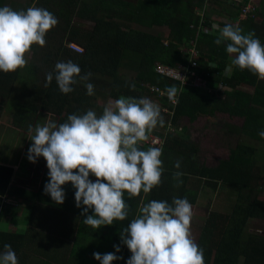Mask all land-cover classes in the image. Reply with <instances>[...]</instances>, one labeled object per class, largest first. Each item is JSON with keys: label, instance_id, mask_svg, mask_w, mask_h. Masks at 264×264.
<instances>
[{"label": "trees", "instance_id": "trees-1", "mask_svg": "<svg viewBox=\"0 0 264 264\" xmlns=\"http://www.w3.org/2000/svg\"><path fill=\"white\" fill-rule=\"evenodd\" d=\"M10 1L14 0H0V7ZM247 1L242 0V4ZM208 2L217 6L220 14L227 12L231 23L238 24L245 34L254 31L264 44V8L260 13L258 9L252 18L239 20V7L220 0ZM205 4L206 0H37L36 7L47 9L56 16L60 23L56 25L57 31L63 35L56 39L52 28L45 37L46 45L32 46L31 63L14 72L0 71V87L8 89L18 84L31 96L19 106L24 112L19 109L14 114V123L21 121L23 124L29 120L25 123L29 126L33 116L47 114L55 117L59 124L69 115L83 114L88 109L102 114L104 106L96 102L97 98L105 101L108 98H140L148 94L161 103V110H171L170 114L161 112L164 125L150 133L162 138L164 173L161 184L148 194L141 192L139 196L129 198L125 192V200L130 206L127 219L94 229L84 224L83 206H76L75 192L65 197L63 204L52 207L44 192L45 181L50 179L46 159L38 179L30 186L14 187V169L0 165V203L4 194L15 189L26 201V205H22L28 215L23 219L27 222L25 231H0V252L4 251L5 244L11 245L19 264H73L77 259L79 263L74 264H101L94 258L95 252L102 255L115 253L123 259L112 264H127L132 253L123 244L120 233L142 204L151 200L171 203L173 197H186L193 213L203 185L215 189L220 184L236 188L237 195L229 213H211L202 229L198 245L204 251L205 264H264V236L248 231L249 220H264V189L261 188L264 173L258 164L264 159V150L259 151L246 141H236L229 147L227 141L224 157L213 165L200 159V147L187 134L189 125L200 119L216 118L219 114L240 121L237 125L226 124L233 141L239 135L264 140L259 135L264 131V80L231 63L233 57L226 51L228 42L214 43L219 31H197L200 18L207 26L213 22L207 15L200 16L202 12L199 11ZM11 7L20 10L14 5ZM74 19L87 20L92 23L91 29L72 25ZM140 27L164 28L166 33L162 38ZM63 36H68V43L78 45L83 52L72 51L68 44L64 46ZM193 43L199 52L195 60L197 66L193 69L204 76L209 74V84L214 92L203 93L192 87L178 91L177 82L154 71L156 62L171 66L189 64L191 59L186 49ZM68 60L80 66L81 76L92 75L87 81L76 77L74 91L64 94L55 78L48 84L46 76L49 72L54 73L57 62ZM128 72L135 76L126 78ZM87 83L94 85L92 96L87 95ZM173 85L179 92L174 107L149 90L156 87L167 93L166 89ZM220 87L228 90L219 91ZM3 109L0 104V111ZM169 120L180 129L164 132ZM150 146L141 144L144 150ZM177 161L180 162L179 169L175 167ZM22 172L27 174L25 164H22ZM176 172L182 174L179 179L174 177ZM90 179L95 181L96 177L90 175ZM91 214L92 209L88 212ZM115 245L120 246V252H116Z\"/></svg>", "mask_w": 264, "mask_h": 264}, {"label": "clouds", "instance_id": "clouds-1", "mask_svg": "<svg viewBox=\"0 0 264 264\" xmlns=\"http://www.w3.org/2000/svg\"><path fill=\"white\" fill-rule=\"evenodd\" d=\"M57 24L56 16L41 7H0V71L14 72L26 67L32 46H44L47 33ZM213 29L219 31L214 43L228 42L226 51L233 57L231 63L264 80V44L255 32L245 34L238 24H225L222 28L214 24ZM54 73L49 72L46 81L51 84L55 78L64 94L74 91L76 77L87 81L92 75L81 76L80 66L72 60L57 62ZM85 87L87 95L95 94L92 83ZM166 91L175 102L177 88L173 85ZM164 123L160 106L150 98L120 97L109 102L100 115L88 109L83 114L69 115L63 123L48 120L34 128L29 125V139L34 143L29 147L28 159L33 163L41 156L46 159L50 179L44 192L57 204L65 201L62 186L71 182L77 189L76 206H83L84 224L99 229L128 218L130 206L125 192L129 198L136 197L161 184L163 149L150 146L144 150L141 144ZM259 135L264 138V131ZM175 167L180 168L179 161ZM181 175L176 172L174 177L179 179ZM90 209L93 214L88 215ZM192 215V205L186 197H173L171 203L151 200L142 204L120 233L132 253L127 264H205L204 251L192 236ZM114 247L116 252L121 251L119 245ZM93 256L101 264L123 259L115 253L95 252ZM0 264H19L11 245H4Z\"/></svg>", "mask_w": 264, "mask_h": 264}, {"label": "rangeland", "instance_id": "rangeland-1", "mask_svg": "<svg viewBox=\"0 0 264 264\" xmlns=\"http://www.w3.org/2000/svg\"><path fill=\"white\" fill-rule=\"evenodd\" d=\"M17 6H18V4H17ZM72 25L80 27L84 30H90L92 27V23H87V22H84L82 20H77V19H74L72 21ZM53 29H54V33H55L54 36L56 37V39L58 38V40H59V37H61V35H63L62 32L57 31L58 30L57 26L53 27ZM139 29H142V30L147 31L149 33L159 34L162 36V38L165 36V33H166L164 28L146 29V28L140 27ZM62 41H63L64 46H66L68 44V42H70L68 39V36H63ZM46 44H47V42H46ZM28 57H29L28 63H31V61H32V53L31 52L28 54ZM133 76H135L133 73L130 74L128 72L126 74V78H129V79H132ZM145 97L150 98L154 103H157L161 107V103L158 100H156L153 96L150 97L147 94ZM114 101L115 100L110 99V98H108L105 101H103L101 98H97L96 102H98V104L103 105L105 107L109 102L114 103ZM10 107L13 110L20 109V107H17L14 104L10 105ZM161 112H162V110H161ZM7 114H10L9 110H8ZM36 119H37V121H36ZM48 120L55 121V117H53V116H51V117L50 116L40 117V115L37 117V115H36L34 118V121H33V123L35 122L34 127L37 124L43 125ZM227 123L237 125V124H240V121L237 119H234V118L232 119V118H229L227 116L218 114V116L216 118L200 119L198 123L189 125L187 134H188L189 138L195 144H197L200 147V149H201L200 159L202 161H206V162L208 161L209 163L216 165L217 161L219 159H221V157H224V155L226 153V148H225L226 145L225 144L227 143V141L229 142V147L234 146L236 141H242V142L246 141V142H249L250 144H253L255 147H257L259 151L264 150V140L258 141L256 139H249V138H246L245 136L239 135L237 137V139L234 138V141H233V139L231 138V135L228 133L230 129L227 127V125H226ZM166 131L167 130H164V132H166ZM234 132H236V131H234ZM24 139H25L24 145L26 144L25 148H21L19 151L17 148H15V149L9 148V150H10L9 155L13 154L12 155L13 157L18 156L17 159H19V157H20V160L22 161V163L25 164V167L27 169V174H24V176L22 177V180H24L23 181L24 185L30 186V185H33L35 183V181L38 179V177L41 173L42 166L44 164L43 162H44L45 158L43 156H41L37 159V161L35 163L31 162L28 159V150H29V147L34 142L29 139V131H28L27 135H24ZM215 145H216V148H215ZM15 150L18 151L17 154H16ZM16 157H15V159H16ZM258 164H259V166H261L262 173H264V159L259 160ZM48 181L49 180H47L45 182L47 183ZM62 187L64 188L65 193H66L65 197L72 195V192L74 193L76 191V189L73 187L72 183H70V185H63ZM261 188L264 189V182H262ZM236 195H237V189L236 188L222 186L220 184H217L216 188L213 189V187H211L209 185H203V187L200 191L198 202H197L195 209H194V215H192V220H191V225L197 226V228H195V230L194 229L192 230V232H193L192 236L197 243L201 237V232H202L201 229L205 226V223L208 221L210 214L213 212H217V213H221V214L229 213L231 211L232 204L236 198ZM48 196H49L50 204L52 205V207H53V205H58L55 201L52 200V198L49 194H48ZM23 211L25 213V211H26L25 208H23ZM27 216H28L27 214L24 215V217H27ZM26 227H27V222L23 221V227L20 230L25 231ZM198 227H200L201 229H198ZM248 231L252 232V233H258V234L264 236V220H259V219L249 220L248 221ZM74 263H79V260L78 259L73 260V264Z\"/></svg>", "mask_w": 264, "mask_h": 264}, {"label": "crops", "instance_id": "crops-1", "mask_svg": "<svg viewBox=\"0 0 264 264\" xmlns=\"http://www.w3.org/2000/svg\"><path fill=\"white\" fill-rule=\"evenodd\" d=\"M209 1V0H208ZM205 4L202 10L199 12H202L204 15H207L210 20H212V23H216L219 27H223L225 24H232L229 20V14L227 12H224L220 14V10L217 6L209 5V2ZM259 7V13L264 8V0H255ZM11 3L4 4L7 6L14 5L16 9H24L25 7H36L37 0H14L10 1ZM18 4V6H17ZM28 6V7H27ZM25 8V9H26ZM197 12V13H199ZM84 22L90 23L87 20H82ZM59 22V21H58ZM223 22L225 24L221 25L220 23ZM60 24V23H58ZM42 47V46H40ZM32 53V52H31ZM33 55V54H32ZM29 59V57H28ZM33 61V60H32ZM31 98L28 91H25L20 85L15 84L11 88H2L0 87V104H2V107L4 106V109L0 112V165L1 166H7L12 167L15 171L14 175V187L19 185H24V180H22L23 172H22V161L19 159H15L13 157V154L9 155V148H17L18 151L21 148H25L26 144L24 145V135L28 134L29 126L25 124L26 122H29L27 120L25 123L22 124V122L14 123L13 116L19 109L13 110L10 105L14 104L16 106L24 105L27 100ZM8 110L10 114L8 113ZM21 110V109H20ZM21 112H24L21 110ZM48 116L47 114L45 117ZM34 117V116H33ZM32 117L31 126L34 127L35 122L34 118ZM51 117V116H50ZM37 121V119H36ZM24 131V132H23ZM22 142V143H21ZM13 150V149H12ZM8 151V152H7ZM14 151V150H13ZM12 151V152H13ZM18 151L15 150L16 154ZM25 186V185H24ZM24 201L20 195H18L15 192V189H13L11 192H8L7 194H4L1 197V203H0V231H19V229H22L23 227V219L24 213L23 206L22 205ZM26 205V203H24ZM194 215V212H193ZM26 222V219L24 220ZM197 228V226L191 225V232L192 230ZM198 229H201L198 227ZM203 229V228H202ZM201 229V231H202ZM193 234V232H192ZM202 234V232H201ZM200 240V239H199ZM199 243V241H198ZM197 243V244H198Z\"/></svg>", "mask_w": 264, "mask_h": 264}, {"label": "built area", "instance_id": "built-area-1", "mask_svg": "<svg viewBox=\"0 0 264 264\" xmlns=\"http://www.w3.org/2000/svg\"><path fill=\"white\" fill-rule=\"evenodd\" d=\"M207 1L208 0H206V3ZM220 1L228 2V3H231L232 5L239 7V17H238L239 20H246L247 18L254 17L257 13V10L259 9L258 4L255 0H248L247 3L245 4H242V0H220ZM200 16L204 17V14L201 13ZM213 25L214 23H212L211 26L205 25L204 19L200 18V21L196 29L198 32L214 33L215 31H218V30H214ZM68 47L69 49L77 53L83 52L82 48L74 43H68ZM186 53L190 55L191 60L189 64H186V65L180 64L176 66H171V65L156 62L155 67H154L155 73L163 78L177 82L178 91L186 87H192V88L198 89L200 92H203V93L204 92L205 93L214 92V90L210 87V84H209V80H208L209 74H206L204 76V75L196 73L193 69V67L197 66V62L195 60L198 57V53H199L198 49L196 48V44L193 43L192 45H189L188 48L186 49ZM220 89L221 90L219 91H222V92L224 90H228L225 87H220ZM149 90L152 93H156L157 97L163 99L165 101V104H168V106L170 107L175 106L179 92H177L175 102H173L168 98V95L166 92H163L156 87H150ZM162 111L168 114L171 113V110L169 111L167 108L165 109L163 108ZM175 129L179 130L180 127L178 126L174 127L169 120L166 124L165 130L173 131ZM161 142H162L161 137L157 135L149 134L148 141L143 142V143L149 144L151 146L160 147Z\"/></svg>", "mask_w": 264, "mask_h": 264}]
</instances>
